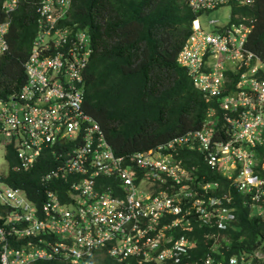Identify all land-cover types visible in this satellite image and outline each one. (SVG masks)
Segmentation results:
<instances>
[{"label": "built area", "instance_id": "built-area-1", "mask_svg": "<svg viewBox=\"0 0 264 264\" xmlns=\"http://www.w3.org/2000/svg\"><path fill=\"white\" fill-rule=\"evenodd\" d=\"M20 1L11 0L7 12L16 9ZM41 1L37 11L45 20L46 35L35 39L31 67L21 90L0 98V134L23 156L24 164L32 162L40 150L49 151L57 163L41 178L45 197L39 214L26 200L16 197L19 189L14 195L8 192L14 207L9 219L24 223L20 232L30 239L25 247L12 251L18 260L4 253L3 264L58 255L69 264H94L96 251L121 261L133 257L138 264H168L167 259L176 264H199L182 261L183 243L178 252L167 254L160 249L163 240L168 244L173 241L168 229L182 220L192 229V218L225 228V222L235 219V208L230 206L233 196L228 191L210 194L219 184L191 176L174 160V150L197 148L211 169L221 172L232 187L251 193L256 202L264 200V178L255 169L254 150L244 142L253 143L264 133V78L257 80L258 68L250 65L253 53L246 48L250 28L240 25L215 33L199 30L179 56L202 90L210 96L226 93L219 109L233 124V134L227 140L215 139L212 129L199 128L160 145L168 153L120 155L101 124L85 109L89 39L75 26L60 24L68 0ZM223 1L193 0L205 9ZM9 25H0V32ZM228 61L243 70L237 81L242 90L226 85ZM136 162L145 168L143 172L134 168ZM184 179L192 180L193 185L183 183ZM59 180L67 184H58ZM61 192L66 198L60 197ZM175 214L180 218L165 223V218ZM40 234L44 236L35 243ZM212 261L209 256L206 264Z\"/></svg>", "mask_w": 264, "mask_h": 264}, {"label": "trees", "instance_id": "trees-1", "mask_svg": "<svg viewBox=\"0 0 264 264\" xmlns=\"http://www.w3.org/2000/svg\"><path fill=\"white\" fill-rule=\"evenodd\" d=\"M5 1L0 0V22L7 17L2 8ZM242 1L230 0L231 13L235 21L243 16L256 18L248 44L264 57V0ZM27 5L30 4L25 2L11 13L8 35L11 50L0 57V95L3 96L19 91L25 81L24 63L36 34ZM197 15L187 0H73L74 23L87 27L94 42L87 71L85 109L101 124L117 153L146 150L198 128L214 104L206 101L187 69L177 61ZM180 151L188 166L198 169L196 175L220 183L218 194L231 190L234 195L237 219L229 229L228 249L218 257L227 264L232 256L264 251V219L250 215L246 195L233 189L219 171L212 170L201 153ZM43 171L38 165L31 172H16L10 178L11 184L41 198L44 188L38 176ZM261 175L264 177V172ZM57 183L67 184L61 180ZM204 229L195 227L189 233L199 237L202 257L208 251ZM31 264L66 263L39 259ZM95 264L121 263L100 253ZM253 264L262 263L255 258Z\"/></svg>", "mask_w": 264, "mask_h": 264}, {"label": "clouds", "instance_id": "clouds-1", "mask_svg": "<svg viewBox=\"0 0 264 264\" xmlns=\"http://www.w3.org/2000/svg\"><path fill=\"white\" fill-rule=\"evenodd\" d=\"M10 1L11 0H6L4 2V4L2 5V8L4 9L7 17L4 21L0 22V25L4 24L6 22H10V25L8 26V28L6 29V31L4 33L0 32V57L4 54L8 53L11 50V44H10L9 37H8L10 27L12 24V21L10 19L11 13L18 10L25 2H28L30 4V5H27L28 15L30 16L29 21L34 22L35 30H36L35 31L36 34L32 40L30 53H29V55H28V57L24 63V70H25V81H24V83H25L27 76L29 74L28 73V67L29 68L31 67L30 59H31V55L33 53V49L35 47V39H37L39 36H45L46 35L45 29L47 28V26H46L45 20L41 16L40 12L37 11V8L39 6H41V3H42L41 0H31V1L21 0L16 9H14L10 12H7L8 5H9ZM68 1H69V4L67 3L66 14L62 18V20L60 21V24L65 25V26H70V27L75 26L77 29H80L83 32H85L87 38L89 39V43H90L89 47L91 49V52H90V55L88 57L87 67L85 69V76H86L85 78H86V83H87V71L89 69V64L91 62V58H92V55L94 53V42H93L92 35L89 32L87 27H81L78 22L74 23V20L72 17L73 0H68ZM187 2L190 5V7L192 8V10L194 12L198 13V15L192 21L191 33L188 36V38L185 40L182 48L180 49L178 57H177V61L180 65H182L183 67H185L187 69L189 76L193 79V83H194L195 87L203 93V95L206 98V101L207 102H214V104H211L210 107L208 108V110L206 112V117L204 118L202 124L198 128H195V129H192L189 131H193V130H196L199 128H209V129H212L215 139L227 140L231 136V134H233V130H232L233 124L223 116V109H219V103L221 100H223V96L226 93H222L220 95H215V96H210L207 92L202 90V88H200L196 84L194 76L190 72L189 68L184 66L183 64H181L179 62V56H180L181 52L184 50L185 45L187 43L191 42L192 35H194L199 30H203L206 33H215L217 31V29L222 30V29H226V28H234V27L238 28L240 25L248 26L250 28V31L247 34V38H246V48L248 49L249 52L253 53V60L250 63V65H251V67H257L258 68V71L256 73V79L260 80L261 78H264V57L259 55L256 51H254L248 44L249 36L252 33V31L255 27V24H256V18H253L250 16H243L240 21H235L233 18V15L231 13V19L228 23H221V21L219 19H209V28L206 29L202 26L201 16L203 14H208L209 12L216 10L218 8H221L225 5H229L230 0H224L222 3H219L215 7L207 8V9L198 8V6L195 5L193 0H187ZM251 2H252V0H243L242 1V3H251ZM230 8H231V6H230ZM49 52L51 54L57 55V53L55 51H53V49H50ZM225 71H226L227 80H228L226 83L227 87L229 89L234 88L236 91L242 90V88L237 85V81L239 78H241V73L243 70H237L234 63L232 61H228L227 62V69ZM24 83H23V85H24ZM22 86H21V88H22ZM21 88H20V90H21ZM19 91H16L14 93H17ZM11 94H13V93H11ZM11 94L4 95V96L0 95V98H3V99L9 98L8 96ZM85 101H86V96H85ZM240 109H244V107H241ZM189 131L182 133V134H179L177 136L184 135V134L188 133ZM0 136H2V135L0 134ZM172 138H174V137H172ZM172 138H170V139H172ZM170 139L166 140L163 143L158 144L157 146L151 147V148L146 149V150L130 152V153H125V154H120V155H129V154H133V153L142 154L143 156L162 155L163 153H168L169 150L161 149L160 145L166 143ZM244 142L249 143V146H251V149L254 150L255 158L258 162V164L255 166V169H256L257 173H259L260 176L263 177L261 175V173L264 172V167H263V165H264V152L261 153L260 151H261V149L264 148V133L261 135H258V138H256L253 143L248 141V140H244ZM4 145L6 147L4 157H5L7 165L6 166H0V261H1V264H3L2 255L4 253L8 254V257H9V259L11 258V260H13V259L18 260L16 253H12V251L15 252L16 250L22 249L23 247H25L27 245V242L30 239L29 237H24L23 234L20 232L22 230V227H23L22 225H24V223L16 224L13 220L9 219L11 217L10 212L12 211V209H14V207L12 204V197L8 196V192L12 191V193L14 195V193L16 192V189H19L18 192L16 193V197L21 199V200H26L30 204V206L36 210L37 214H39V212H42L43 197H45V188L41 182V178L44 175V173L50 171V169H52V167L55 166V164L57 163L49 151L40 150V153L34 157L32 162H30L28 165L24 164L26 162V160L23 158V156H20L18 150H16L14 148L12 143L5 141V138H4ZM10 147H11V149H10ZM112 147H113V145H112ZM184 149L198 151L197 148H190V147L177 148L176 150L173 151L174 160L180 161L181 165L190 173L191 176H194L195 179H201L202 176L200 177V176L196 175V172L198 171V169L195 166L189 167L187 160L181 156L182 153L180 150H184ZM10 152H12V153H10ZM198 152L201 153L200 151H198ZM38 165H41L44 168V171L41 172L38 176L39 184L44 188V195L41 198L37 199L35 196L29 195L26 188H22L19 185H16V186L12 185L10 178H11L12 174H14L16 172H21V171L31 172ZM134 168L137 169L138 171H142V172L145 170V168L140 166L137 162L134 164ZM202 179H204V178H202ZM101 180H104L106 182H110L109 178L108 179L102 178ZM182 182L186 183L187 185H190V184L193 185L192 180L187 181L184 179ZM209 182L218 183L219 184L218 186L220 187L219 182H213V181H209ZM217 189L213 190V193L210 192V194H212V195L218 194ZM233 189L237 190L234 187H233ZM228 192H230L232 194L231 190H229ZM238 192L246 195V200H245L246 202L245 203H247L251 209L250 215L251 214L257 215V216L262 217L264 219V200H262L263 198L259 202H256L251 198V196H252L251 193H244L241 191H238ZM157 193H159V192H155V194H157ZM59 195L61 198H66V195H64V193H62V192L59 193ZM232 196H233V202L230 204V206L235 208V211H234L235 219L232 221H229V222H225V224H226L225 228L219 227L218 224L211 225L208 222V220L206 222L202 221V224H201L199 221L196 220V218H192V225H191L192 229H189L188 224L184 220H182V221H179L177 224L173 225L171 228L168 229L169 232H167V235L171 236L173 238V241L170 244H168L166 239L163 240L164 245L160 249H162V251L167 252V254L169 253L170 250L172 251V253L178 252V251H180V249L178 248L179 245L183 243L182 245L186 247V251L181 253L182 261H185V260L192 261V262L193 261H199V264H206L207 258L209 256H211L213 258V261L209 264H218L219 262H221L222 264H226L222 258L218 257V255H224V249H228V247L226 245L231 241V237L229 235V229L231 227H233L234 222L237 219L236 207L234 206V195L232 194ZM179 218H180V216L177 214L170 215L169 218H165V220H166L165 223H172L174 220L179 219ZM196 225H198V226H196ZM195 227H198V228L205 227V229H204L205 233H204L203 238L205 240V244L208 245V251L206 252L204 257H202V248L199 246V237H194V236H191L189 234L191 231L195 230ZM42 236H44V234H40L39 236L34 238L35 243H38L39 239ZM45 238H46V235H45ZM201 238H202V236H201ZM100 253H106V252L96 251L94 257L97 258L98 254H100ZM106 254L109 255L108 253H106ZM195 254H199V256L196 257ZM15 255H16V257L14 258ZM110 257L114 258L115 260H117L121 264H126V262H128V261L132 262L133 264H138V261L133 257L128 258L125 261H121L118 257H113V256H110ZM96 258H94V262L96 261ZM255 258L259 259V261L262 264H264V251L258 250V251H255V253L251 252V253H244L241 256H239V255L232 256L229 258V261L227 264H253V261ZM37 260H39V259L30 260L28 262H25L24 264H31ZM40 260H59V261L65 262L66 264H69V260L63 256H60V255H58L54 259H40ZM171 260L172 259H167L165 262H168V264H176L174 262H171ZM147 263L162 264L161 262H157V261L147 262Z\"/></svg>", "mask_w": 264, "mask_h": 264}, {"label": "rangeland", "instance_id": "rangeland-1", "mask_svg": "<svg viewBox=\"0 0 264 264\" xmlns=\"http://www.w3.org/2000/svg\"><path fill=\"white\" fill-rule=\"evenodd\" d=\"M209 19H219L221 23H228L231 19V8L229 5H225L221 8L213 10L208 14H203L201 16V23L202 26L206 29L209 28ZM5 145H4V138L0 136V166H6L5 160Z\"/></svg>", "mask_w": 264, "mask_h": 264}]
</instances>
